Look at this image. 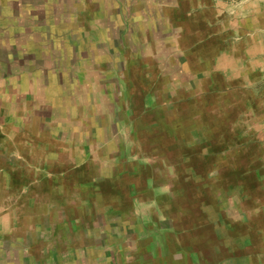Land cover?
I'll use <instances>...</instances> for the list:
<instances>
[{
	"label": "rangeland",
	"instance_id": "rangeland-1",
	"mask_svg": "<svg viewBox=\"0 0 264 264\" xmlns=\"http://www.w3.org/2000/svg\"><path fill=\"white\" fill-rule=\"evenodd\" d=\"M205 147L225 202L264 209V0H0V264H76L67 211L36 207L38 156L101 187Z\"/></svg>",
	"mask_w": 264,
	"mask_h": 264
},
{
	"label": "crops",
	"instance_id": "crops-1",
	"mask_svg": "<svg viewBox=\"0 0 264 264\" xmlns=\"http://www.w3.org/2000/svg\"><path fill=\"white\" fill-rule=\"evenodd\" d=\"M206 148L203 153L186 149L175 157L153 158L140 170L137 165L119 169L117 186L109 184L107 171L99 180L101 187L94 186V174L90 181L76 182L83 171L61 170L63 159L56 150H50L51 156H38V164L27 165L29 178L38 180V194L44 196L36 207L45 218L50 210L67 211L65 221L70 222L54 241L68 243L71 249L56 251L63 256L68 252L76 264H264L258 260L264 258L259 243L264 237L259 227L264 209L250 212L248 203L240 207L225 202L217 178L221 171L215 165L223 157L210 155ZM160 176L164 184H159ZM62 182L65 186L58 187ZM83 183L89 185L82 187ZM226 191L231 194L229 188ZM243 207L245 211H238ZM78 210L84 214L78 215ZM56 212L48 218L57 219ZM77 217H84L86 224L71 223Z\"/></svg>",
	"mask_w": 264,
	"mask_h": 264
}]
</instances>
